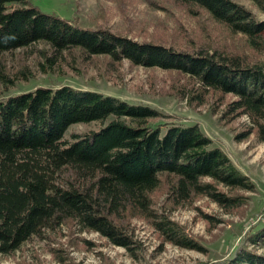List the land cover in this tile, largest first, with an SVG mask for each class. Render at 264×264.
Masks as SVG:
<instances>
[{
	"label": "trees",
	"instance_id": "obj_1",
	"mask_svg": "<svg viewBox=\"0 0 264 264\" xmlns=\"http://www.w3.org/2000/svg\"><path fill=\"white\" fill-rule=\"evenodd\" d=\"M251 1L264 12V0ZM173 2L193 14L204 12L243 36L253 50H264V21L244 6L232 0ZM37 43L50 51L52 58H45L50 66L76 49L88 57L176 71L202 91L230 94L225 115L248 119L237 138L254 133L264 144L262 64L216 50L140 42L107 29L81 27L42 12L30 0H0V56ZM11 82L0 63V83ZM157 116L148 106L67 85L0 99V254L63 222L132 251L137 245L124 222L130 217L149 220L167 243L202 251L180 224L154 208L151 194L165 181L172 204L204 196L228 212L246 202L238 191L252 192L255 186L198 125L163 127L152 122ZM92 122L100 127L64 137L71 125ZM249 239L264 244V227ZM219 264H264V255L239 249Z\"/></svg>",
	"mask_w": 264,
	"mask_h": 264
},
{
	"label": "rangeland",
	"instance_id": "obj_2",
	"mask_svg": "<svg viewBox=\"0 0 264 264\" xmlns=\"http://www.w3.org/2000/svg\"><path fill=\"white\" fill-rule=\"evenodd\" d=\"M42 12L71 20L81 27L103 28L140 42H156L178 50L202 49L240 56L249 64L264 66V50L255 51L243 36L230 33L204 12L193 14L173 0H30ZM250 10L258 21L264 12L251 0H232ZM46 55V57H45ZM46 45L37 43L3 53L0 63L12 82L0 83V99L36 87L70 86L116 97L158 112L152 122L162 125H198L254 184L239 208L225 212L204 196L175 205L163 181L152 194L154 208L168 215L201 246L188 250L165 242L149 220L130 217L125 224L136 242L132 251L110 244L98 233L63 222L22 243L0 264H219L239 249L264 255V244L249 237L264 227V144L247 129L245 116L225 115L230 94L202 91L187 75L160 68H145L105 56H86L79 50L64 52L53 64ZM98 123L75 124L64 137L96 130ZM222 190V188H220Z\"/></svg>",
	"mask_w": 264,
	"mask_h": 264
}]
</instances>
